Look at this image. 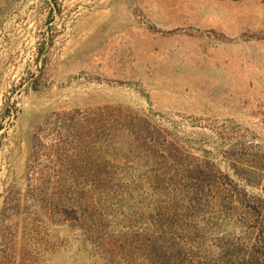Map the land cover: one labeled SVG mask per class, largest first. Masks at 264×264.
Wrapping results in <instances>:
<instances>
[{"label": "rangeland", "instance_id": "obj_1", "mask_svg": "<svg viewBox=\"0 0 264 264\" xmlns=\"http://www.w3.org/2000/svg\"><path fill=\"white\" fill-rule=\"evenodd\" d=\"M0 264H264V0H0Z\"/></svg>", "mask_w": 264, "mask_h": 264}]
</instances>
